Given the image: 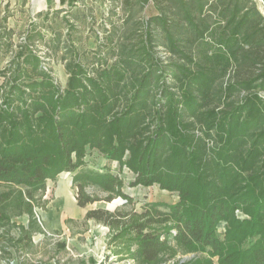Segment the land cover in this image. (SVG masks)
Segmentation results:
<instances>
[{"label": "trees", "instance_id": "16d2710c", "mask_svg": "<svg viewBox=\"0 0 264 264\" xmlns=\"http://www.w3.org/2000/svg\"><path fill=\"white\" fill-rule=\"evenodd\" d=\"M150 1L161 13L150 16L149 24L161 27L160 42L172 52L171 70L186 92L179 98L176 91L163 89L167 100L164 102L163 96L156 101L152 88L162 86L163 67L155 62L147 66L143 56H150V50L143 43L138 47L143 64H136L132 55L129 63L123 62L134 66L136 78L130 79L131 86L138 84L130 105L107 121L106 114L115 104L107 101L106 86L97 91L100 94H96L95 102H89L87 96L96 91L97 80L83 75L84 64L75 57L67 61L69 88L57 95L54 86L48 85L52 84L51 75L40 66L41 60L31 48L26 60L33 73L20 79L28 80L32 96L28 94L30 98L18 103L12 96L14 86L10 99L0 104V185H22L30 196L32 189L45 185L46 179L82 165L88 143L110 151L108 157L113 160H122L123 150L128 149L132 157L127 166L137 174L133 185L159 184L162 189L178 191L180 200L163 218L156 211L157 215L141 214L128 223L125 214L98 208L87 213L88 220L129 227L136 235L140 258L147 263H158L168 245V238L148 230L149 226L173 220V238L189 252L217 256L220 264H264V170L257 172V160L263 154L257 145L264 142V99L256 91L264 89V15L255 0ZM129 2L125 0L127 5ZM130 4L134 9L139 1ZM207 19H214V28L204 22ZM208 32L217 44L216 51L208 54L202 50L205 63H195L190 45ZM56 48H60L59 38ZM64 50V59L74 52ZM190 63H195L197 70ZM234 64L230 79L216 85ZM237 67L251 68L252 74L241 78ZM117 74L116 70L107 72V83L112 84ZM237 92H245L244 99L230 100ZM154 110L160 121L156 136L147 135L142 140L146 119H155ZM184 113L194 120H183ZM196 128L203 135L195 134ZM212 130L216 146L209 147L207 138L213 139ZM106 138L111 141L108 147L103 145ZM92 174L104 181V189L121 194L118 177ZM76 197L81 207L96 199L86 194L82 183ZM237 209L250 219H240ZM223 220L228 226L222 238L218 225ZM205 263L212 264V260Z\"/></svg>", "mask_w": 264, "mask_h": 264}, {"label": "rangeland", "instance_id": "374dc122", "mask_svg": "<svg viewBox=\"0 0 264 264\" xmlns=\"http://www.w3.org/2000/svg\"><path fill=\"white\" fill-rule=\"evenodd\" d=\"M136 1H139V4L131 9L130 3H136ZM255 1L259 11L264 15V0ZM157 13H161L160 9L150 0L149 2L130 0L129 5L125 3V0H88L78 7L44 9L39 12L24 5L0 3V104H5L4 100L10 99L14 86L17 88L12 96L18 103H22L20 99L30 98L28 80L20 78L33 73V66L26 60L29 50L33 48L32 50L37 52V58L41 60L40 66L51 75L52 84L48 85L50 88L54 86L53 92L57 95L58 92L65 94L69 88L70 74L66 65L67 61L75 57L76 61L84 64L83 75L86 74L97 80L96 91L88 95L87 99L90 103L95 102V99L99 97L96 94H100L97 91L106 86L108 89L106 93L109 95L107 101L109 104H115V108H111L110 113L106 114V120L110 121L128 108L130 99L132 100L137 89L138 84L131 86L130 80L136 78L133 72L134 66L130 68L131 65L125 63L126 61L129 63V55H132L136 64H143L140 62L143 53L138 48L143 43L150 50V56L147 57V54L143 56L144 62L146 58L148 60L147 66L155 62L157 66L163 67L161 71L163 77L160 81L162 86L152 88L156 101H160L163 96L164 102L167 100L162 91L167 88L173 92L176 91L181 98L186 90L180 88V83L171 70L173 54L160 42L163 37L161 27L153 23L149 24V17ZM213 21L214 19H207L204 22L211 24L214 28ZM209 33L190 45L195 63L196 61L205 63L202 50L206 49L208 54L216 51L217 44L213 42L214 37ZM58 38L60 48L57 49ZM26 46L28 49H25ZM22 47L24 49H21ZM64 49L74 51L66 54L67 60L64 59ZM195 63H190L193 70H197ZM135 68L139 69V65H135ZM235 69L234 64L228 75L219 80L216 85L221 81L226 83ZM19 70L22 71L19 72ZM112 70H116L118 74L112 78V84H109L105 75L107 72L112 73ZM238 70L241 78L252 74V69L248 67ZM19 75L22 76L19 77ZM84 82L87 83L85 80ZM113 84L114 89H112ZM256 91L264 99V89L258 88ZM78 94L89 93L83 94L79 91ZM33 96L37 95L33 94ZM245 96V92L241 94L237 92L230 100L238 101ZM102 100L103 98L99 100V104L103 102ZM208 101L211 102L212 99L208 98ZM210 104L216 105L213 102ZM155 106H157L154 107L155 110H158L159 106ZM79 108L84 111L83 105ZM179 108L182 109L183 106L179 105ZM155 110L154 121L146 119L145 128L141 132L142 140L147 135L156 136L155 132L160 121ZM182 119L186 122L194 120L188 113H184ZM196 127L198 128V125ZM197 128L194 131L195 134L203 135ZM211 134L213 139L207 138L209 147L216 146V133L212 130ZM110 143L111 141L106 138L103 145L108 147ZM257 147L260 152L263 151L257 160L258 168L261 167V170L257 168V172H262L264 142ZM84 151L86 156L82 160V165L74 171L62 170L54 178L46 179L45 185L32 189L30 196L26 193L27 188L22 185L8 183L0 185V264H198L199 261L200 264H206L205 261L208 260H212V264H220L217 256H211L202 251L189 252V249L177 243L173 238L176 230L171 228L173 220L153 224L148 228V230L159 232L162 238H168L167 248L161 252L158 263H147L140 258L136 235L130 231L129 227L124 225L116 228L99 223L95 219L88 220L87 213L98 208L113 214H125L124 221L128 223H133L134 219L141 214L149 216L160 212L161 215H159L163 218L164 214L171 212L170 206L178 203L180 193L162 189L159 184L133 185L132 182L135 181L137 174L127 166V162L132 157L128 149L123 150L122 160L109 158L110 151L107 152L105 148L99 149L89 143ZM74 160H76L75 157ZM92 173L118 177L122 181L121 194L104 189V181ZM60 174L71 178L72 189L76 195L78 184L82 183L86 194L96 198L87 204L85 209L82 208L88 212L81 219L72 216L75 214L73 208L65 199L58 196V191L54 189L49 191V184ZM247 174V172L244 173V175ZM52 185L54 187V184ZM54 209L57 213L50 214L51 218L56 221L55 218L59 220L62 216L66 220V226L48 234L43 231L42 224L45 217L49 216L47 213ZM61 209L67 212L60 213ZM236 215L240 219H250V216L241 209H237ZM227 226L228 222L225 220L218 225V234L222 238ZM167 231H169L168 235H166Z\"/></svg>", "mask_w": 264, "mask_h": 264}, {"label": "crops", "instance_id": "0c3cea01", "mask_svg": "<svg viewBox=\"0 0 264 264\" xmlns=\"http://www.w3.org/2000/svg\"><path fill=\"white\" fill-rule=\"evenodd\" d=\"M88 1V0H0V3L3 4H15V5H24L26 7H29L35 12L42 11L44 9H65L69 7H78L79 5L83 4V2ZM71 178L65 174H60L59 177L55 181H50V189H54L55 191H58V196L61 198L65 199L66 202L70 204V206L73 208V211L75 212L74 215H72L74 218L78 217L81 219L86 215L88 212L87 210H82V208L85 209V207H81L78 205V200L76 197V193L73 192L72 189V182L70 181ZM54 184V187L53 185ZM60 205V203H59ZM76 206V208H75ZM56 209V208H55ZM49 211V216L45 217L44 224H42L43 231L46 233H52L57 230H61L66 226V220L61 216L59 220L57 218L56 221H54L50 216V214L57 213L56 210ZM61 212H67L65 209H61ZM70 216V215H69ZM67 217V216H66ZM71 217V216H70ZM60 219H62L60 221ZM35 231H39L38 229H35ZM1 259V258H0Z\"/></svg>", "mask_w": 264, "mask_h": 264}]
</instances>
